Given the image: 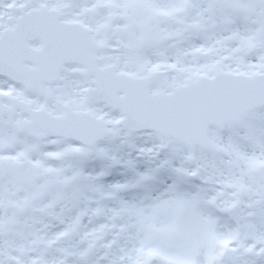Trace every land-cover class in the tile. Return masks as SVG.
<instances>
[{"label": "snow or ice", "instance_id": "snow-or-ice-1", "mask_svg": "<svg viewBox=\"0 0 264 264\" xmlns=\"http://www.w3.org/2000/svg\"><path fill=\"white\" fill-rule=\"evenodd\" d=\"M0 264H264V0H0Z\"/></svg>", "mask_w": 264, "mask_h": 264}]
</instances>
